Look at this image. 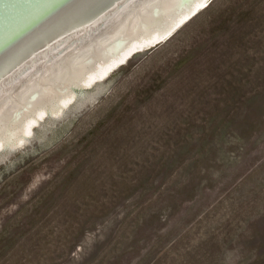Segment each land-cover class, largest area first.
Returning a JSON list of instances; mask_svg holds the SVG:
<instances>
[{
    "label": "rangeland",
    "instance_id": "rangeland-1",
    "mask_svg": "<svg viewBox=\"0 0 264 264\" xmlns=\"http://www.w3.org/2000/svg\"><path fill=\"white\" fill-rule=\"evenodd\" d=\"M178 29L0 150V264H264V0Z\"/></svg>",
    "mask_w": 264,
    "mask_h": 264
},
{
    "label": "water",
    "instance_id": "water-1",
    "mask_svg": "<svg viewBox=\"0 0 264 264\" xmlns=\"http://www.w3.org/2000/svg\"><path fill=\"white\" fill-rule=\"evenodd\" d=\"M179 0H0V132Z\"/></svg>",
    "mask_w": 264,
    "mask_h": 264
},
{
    "label": "bare ground",
    "instance_id": "bare-ground-1",
    "mask_svg": "<svg viewBox=\"0 0 264 264\" xmlns=\"http://www.w3.org/2000/svg\"><path fill=\"white\" fill-rule=\"evenodd\" d=\"M211 2L212 0H179L152 17L96 60L68 86L0 132V150L21 146L33 134V126H37L46 113L56 116L62 114L66 106L74 100L75 88L91 87L94 82L104 80L113 70L126 64L134 54L167 41L178 28L183 27Z\"/></svg>",
    "mask_w": 264,
    "mask_h": 264
}]
</instances>
